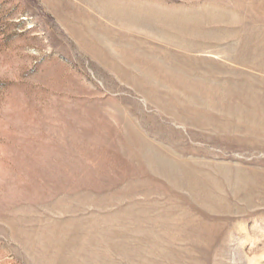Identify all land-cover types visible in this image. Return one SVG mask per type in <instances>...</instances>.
Segmentation results:
<instances>
[{
	"label": "rangeland",
	"instance_id": "obj_1",
	"mask_svg": "<svg viewBox=\"0 0 264 264\" xmlns=\"http://www.w3.org/2000/svg\"><path fill=\"white\" fill-rule=\"evenodd\" d=\"M0 264H264V0H0Z\"/></svg>",
	"mask_w": 264,
	"mask_h": 264
},
{
	"label": "bare ground",
	"instance_id": "obj_2",
	"mask_svg": "<svg viewBox=\"0 0 264 264\" xmlns=\"http://www.w3.org/2000/svg\"><path fill=\"white\" fill-rule=\"evenodd\" d=\"M232 225V224H231ZM251 249V248H250ZM254 249V248H253ZM255 251V250H254Z\"/></svg>",
	"mask_w": 264,
	"mask_h": 264
}]
</instances>
